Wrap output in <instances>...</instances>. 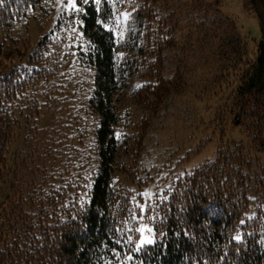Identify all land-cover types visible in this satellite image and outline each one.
Wrapping results in <instances>:
<instances>
[{"label":"trees","instance_id":"16d2710c","mask_svg":"<svg viewBox=\"0 0 264 264\" xmlns=\"http://www.w3.org/2000/svg\"><path fill=\"white\" fill-rule=\"evenodd\" d=\"M53 1L0 0V57L12 60L0 68V264H264V169L252 168L243 145L220 144L213 159L173 179L147 204L114 181L119 93L126 87L114 9L108 0H78V8L54 18ZM171 1L143 0L137 15L147 25L127 60L128 70L151 80L154 95L163 78L161 48L175 42L180 12L171 6L163 18L160 10ZM248 4L262 30L253 61L244 60L241 37L218 10H206L211 16L199 24L220 40L222 58L242 65L230 110L264 149V0ZM33 25L41 35L31 48ZM77 30L84 46L76 42ZM89 80L81 111L95 118L98 161L89 189L83 170L56 185L46 161L13 164V145L22 139L32 146L30 135L46 113L64 112L69 93ZM141 221L150 224L152 243L138 245Z\"/></svg>","mask_w":264,"mask_h":264},{"label":"rangeland","instance_id":"374dc122","mask_svg":"<svg viewBox=\"0 0 264 264\" xmlns=\"http://www.w3.org/2000/svg\"><path fill=\"white\" fill-rule=\"evenodd\" d=\"M108 1L116 18L117 61L124 69L121 82L126 84L119 93L122 119L115 134L120 139L121 149L113 173L114 181L134 195H140L147 204L173 179L213 159L220 144H229L232 148L243 145L252 168L262 171L264 149L253 141L246 123L236 125V111L230 110L242 65L234 67L222 58L220 40L213 38L215 34L199 24L211 16L206 10H218L229 18L234 24L233 32L241 37L244 60L253 61L262 30L259 17L248 0H173L170 5L163 4L160 8L163 18L168 16L171 6L180 14L174 15L175 19L178 18L173 32L174 47L161 48L160 51L163 78L156 95L150 92L151 80L147 76L134 75L127 69V60L140 45L147 25L145 18L137 15L143 0ZM53 5L54 18L60 10L79 7L78 0H54ZM77 34L76 42L84 46V38L78 30ZM39 35L33 25L29 37L31 48L36 46ZM234 59L233 56L231 61ZM11 62V59L0 57V68ZM84 86L86 88L79 93H69L70 104L66 105L64 112H58L55 118L46 113L45 119L38 124V131L30 135L32 138L28 143L32 146H26L27 142L22 139L13 145V164L19 165L24 159L28 167H34L38 160L40 164L46 161L56 185H65V177H73L69 173L76 171L78 175L77 170H83L89 189L98 161L95 118L81 111L84 108L82 103L85 105L91 94L90 80ZM37 147L42 154L38 158ZM3 202L1 194V207L5 206ZM138 229V245L154 241L149 223L141 221Z\"/></svg>","mask_w":264,"mask_h":264},{"label":"snow or ice","instance_id":"6c2138e0","mask_svg":"<svg viewBox=\"0 0 264 264\" xmlns=\"http://www.w3.org/2000/svg\"><path fill=\"white\" fill-rule=\"evenodd\" d=\"M148 243H151V241L149 240V241H147ZM141 243H143V241L141 242Z\"/></svg>","mask_w":264,"mask_h":264}]
</instances>
